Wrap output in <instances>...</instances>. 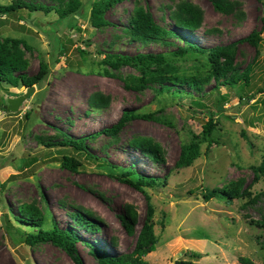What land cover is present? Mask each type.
I'll return each mask as SVG.
<instances>
[{
  "label": "rangeland",
  "instance_id": "374dc122",
  "mask_svg": "<svg viewBox=\"0 0 264 264\" xmlns=\"http://www.w3.org/2000/svg\"><path fill=\"white\" fill-rule=\"evenodd\" d=\"M34 1L55 5L51 0ZM96 1L81 0L78 16L64 19L54 10L27 9L0 17L2 41L24 40L32 47L30 51L21 47L28 62L23 73L35 76L42 62L50 67L46 80L34 86L16 113L3 106L28 88L18 80L0 84V264H75L52 244L26 245V236L37 234L40 227L21 213L25 205L41 212L44 229L57 224L75 231L81 239L76 251L84 264H98L93 249L110 255L132 252L147 219V199L122 182L121 175L135 181L160 180L144 188L154 207L158 239L156 251L144 258L147 264H240L242 257L264 264V178L256 181L253 171L264 161V0H223L235 4L233 14L217 11L210 0H124L108 10L110 25L102 29L93 28L90 21ZM68 2L64 0L58 8ZM182 3L200 8V30L182 31L173 26L169 15ZM138 9L149 12L180 38H171L172 46L134 41L127 31ZM262 29L263 42L258 48L243 43L236 51L239 72L252 67L249 86L243 82L216 88L217 80L210 79L200 96L182 83L164 82L169 90L163 92L159 84H137L134 79L142 77L137 68L116 69L105 59L106 54L163 53L181 75L205 78L206 57H180L174 52L188 44L205 49L227 45ZM61 46L65 47L63 54ZM190 93L195 98L187 96ZM96 95L108 98L107 108H91L90 100ZM217 104L223 105L214 117L219 144L208 148L203 143L201 157L191 167L178 170L175 165L181 147L202 134L209 122L206 109ZM125 112L150 118L133 119L117 138L100 134ZM66 138L85 140L98 160L73 148L45 145ZM143 140L159 150L161 159L136 146ZM64 156L78 158L83 167L78 171L64 168ZM232 183L247 192L243 198L230 201L218 195L204 199ZM128 206L138 214L134 236L119 220ZM78 212L90 214L100 231L81 228L73 216ZM189 252L201 253L203 258L192 259Z\"/></svg>",
  "mask_w": 264,
  "mask_h": 264
},
{
  "label": "trees",
  "instance_id": "16d2710c",
  "mask_svg": "<svg viewBox=\"0 0 264 264\" xmlns=\"http://www.w3.org/2000/svg\"><path fill=\"white\" fill-rule=\"evenodd\" d=\"M1 1H10V4H1ZM55 3L53 6H46L34 0H0V17H8L15 15L20 9H27L30 12H45L50 13L53 10L58 13L60 19L67 17L78 16L82 9L81 0H69V2L64 6L58 8L59 5L64 0H51ZM124 0H99L96 1L92 7L91 11V25L93 28L102 29L110 25V22L106 18V13L114 5ZM215 9L224 14H233L235 10V4L226 2L223 0H210ZM174 27L182 31L196 32L201 29L203 24V13L196 5L191 3H182L177 7L176 11H171L169 15ZM127 35L131 36L136 42L142 43L144 45L151 42L160 43L164 46H172L173 42L170 41L171 38H180L179 35L169 29L168 27L159 25L154 17L149 12H143V10L138 9L130 17L128 24ZM263 42V29L260 31H254L247 37L227 45H217L209 49L196 47L194 45H187L184 48H179L175 55L180 57L186 54H191L195 56H203L207 58V70L208 75L205 78H200L197 76H185L180 74V70L171 66L167 63L166 54H137L135 56H124L119 54H106L105 59H108V64H111L116 69L122 66H134L141 72V78L134 79L137 84L147 85L152 87L154 84H159V92L167 91L169 88L162 83L172 82V83H182L186 84L188 87L196 91V93L202 95L205 83L210 79H216L218 85L216 88L220 87H235L242 84L243 82L249 86L251 80L252 67L249 65L243 72H239L236 64V51L239 44L248 43L255 48H258ZM24 47L25 50L30 51L32 47L24 40H9L6 39L2 41L0 39V84L10 83L14 80H18L22 86L26 88H31L33 86L41 84L50 73L49 64L42 62L40 65L39 72L33 76L29 77L25 73L27 69L28 62L24 59V52L21 50ZM64 46H61L60 54L64 53ZM21 72V74H19ZM18 76H15V74ZM129 87V85H128ZM192 99L195 98L191 93ZM226 100V98H223ZM109 105V100L103 95H96L90 100V106L94 111L102 110L107 108ZM214 109L216 111H214ZM207 116L209 122L203 126L202 134L199 136H194L193 141L187 145L181 147L180 155L175 167L180 169H185L191 167L194 162L201 157V145L203 143L208 144V148H212L214 144H219L218 139L215 137L217 132L216 125L214 123L215 112H222L223 105H215L212 108H207ZM198 113V112H197ZM30 114L26 117L29 118ZM143 117L144 119H149L148 116L136 115L133 112H125L120 120L113 125L111 128H105L101 130L100 134H104L110 138H117L124 128V126L132 121ZM99 135V134H98ZM94 136L90 137L93 138ZM85 140H73V139H63L59 142H48L46 147H69L75 149L77 152L86 153L91 158L98 160L93 156L88 148L84 145ZM137 147H140L145 152H151L156 155L158 159H161L159 150L151 144L149 141H138L136 143ZM160 156V157H159ZM22 164H26V160L22 161ZM62 166L69 170L78 171L79 168L83 167L82 161L76 157L64 156L62 158ZM4 167V166H3ZM255 173L256 181L260 178H264V161L259 167H253ZM126 175V174H125ZM121 181L128 184L137 191L145 194L147 199V219L146 222L137 237L135 248L132 252L121 255H110L107 253H102L100 251L93 249V254L97 259L98 264H147L144 258L149 254L156 251V246L158 244V239L154 234V207L151 204L150 197L144 191V188L154 187L159 184L158 179H138L137 181L132 180L127 176L121 175ZM245 192H241L239 185L232 183L230 186L224 189V191H213L210 194H206L204 199L210 201L216 197H227L228 200L240 199L246 195ZM21 213L26 217L27 221L34 223V225L39 226V231L37 234H29L26 236L25 243L28 247H35L39 244H52L63 251H65L75 262V264H84L82 259L79 257L76 246L81 239L78 234L68 229H61L57 224H53L51 229H44L41 224H44L43 216L41 212L29 205H25L20 209ZM76 223L79 224L81 228L86 229L89 232L100 231V226L91 221L92 216L90 214L86 215L83 213H75ZM119 220L123 225L124 229L131 236L135 234V227L138 222L137 211L132 207L128 206L124 214L119 215ZM192 259H202L203 255L198 252H189ZM240 264H256L251 259L242 257L239 259ZM176 264H194L190 261H179Z\"/></svg>",
  "mask_w": 264,
  "mask_h": 264
},
{
  "label": "water",
  "instance_id": "95a60500",
  "mask_svg": "<svg viewBox=\"0 0 264 264\" xmlns=\"http://www.w3.org/2000/svg\"><path fill=\"white\" fill-rule=\"evenodd\" d=\"M35 91V87H31L27 90V93L19 96L18 98L7 99L6 104L3 106L4 110H10L12 112H17L22 104L27 100V98ZM174 200H179V198H174Z\"/></svg>",
  "mask_w": 264,
  "mask_h": 264
}]
</instances>
